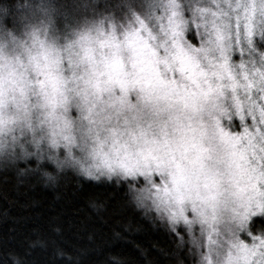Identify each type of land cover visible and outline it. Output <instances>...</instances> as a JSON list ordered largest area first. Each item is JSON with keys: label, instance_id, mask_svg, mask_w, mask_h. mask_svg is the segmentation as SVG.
<instances>
[{"label": "snow or ice", "instance_id": "6c2138e0", "mask_svg": "<svg viewBox=\"0 0 264 264\" xmlns=\"http://www.w3.org/2000/svg\"><path fill=\"white\" fill-rule=\"evenodd\" d=\"M46 164L110 192L18 221L0 264H84L129 213L179 264H264V0L0 3V171Z\"/></svg>", "mask_w": 264, "mask_h": 264}, {"label": "trees", "instance_id": "16d2710c", "mask_svg": "<svg viewBox=\"0 0 264 264\" xmlns=\"http://www.w3.org/2000/svg\"><path fill=\"white\" fill-rule=\"evenodd\" d=\"M23 0H0V3H22ZM35 166L34 164L32 165ZM20 167H25L23 163ZM45 170L55 172L54 166L45 165ZM55 184L37 173L17 177L15 172L0 171V238L9 235L12 228H21L33 222H43L54 210L67 205L83 208L90 198L103 197L110 192L106 178L93 180L82 173L65 170L56 173ZM124 228V239L110 240L102 250L84 257V264H113V258L121 264H179V255L169 257L159 250L168 252L174 248L162 230L143 220L140 215L127 214L122 224L113 222L104 229L105 238L111 235L109 228ZM139 249V250H138ZM144 252L147 255H142ZM47 259V257H41Z\"/></svg>", "mask_w": 264, "mask_h": 264}, {"label": "clouds", "instance_id": "9594fccd", "mask_svg": "<svg viewBox=\"0 0 264 264\" xmlns=\"http://www.w3.org/2000/svg\"><path fill=\"white\" fill-rule=\"evenodd\" d=\"M45 171H48V170H45ZM48 172H50L52 175H56L55 172H52V171H48ZM42 176H43L45 179H47V177L44 176L43 174H42Z\"/></svg>", "mask_w": 264, "mask_h": 264}]
</instances>
